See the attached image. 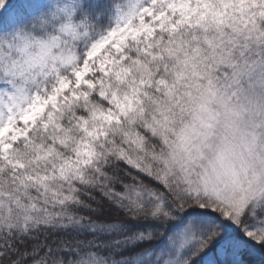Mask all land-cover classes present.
<instances>
[{"label":"snow or ice","instance_id":"6c2138e0","mask_svg":"<svg viewBox=\"0 0 264 264\" xmlns=\"http://www.w3.org/2000/svg\"><path fill=\"white\" fill-rule=\"evenodd\" d=\"M0 264H264V0H0Z\"/></svg>","mask_w":264,"mask_h":264}]
</instances>
